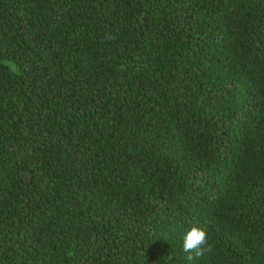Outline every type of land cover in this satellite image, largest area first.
Masks as SVG:
<instances>
[{"label": "trees", "instance_id": "16d2710c", "mask_svg": "<svg viewBox=\"0 0 264 264\" xmlns=\"http://www.w3.org/2000/svg\"><path fill=\"white\" fill-rule=\"evenodd\" d=\"M0 264H264V0H0Z\"/></svg>", "mask_w": 264, "mask_h": 264}]
</instances>
